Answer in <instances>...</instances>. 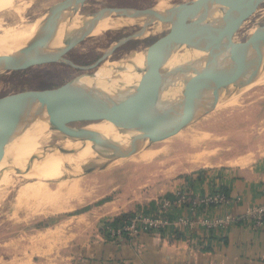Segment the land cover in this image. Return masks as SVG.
Masks as SVG:
<instances>
[{
    "label": "water",
    "instance_id": "obj_1",
    "mask_svg": "<svg viewBox=\"0 0 264 264\" xmlns=\"http://www.w3.org/2000/svg\"><path fill=\"white\" fill-rule=\"evenodd\" d=\"M257 1L194 0L166 5L161 10L156 5L140 9L105 7L80 15L79 25L54 50L50 44L61 15L68 10L77 16L85 0H62L51 5L42 17L43 30L17 52L0 55V68L20 71L65 61L62 56L76 44L83 31L110 14L138 18L142 24H133L139 29L112 42L93 64L70 63L91 72L76 75L54 88L0 97V145L22 135L32 123H47L67 138L90 143L95 155L105 160L99 166L86 168L85 172H89L168 137L202 116L234 89L252 84L264 75V23L243 42L232 41ZM160 18L167 19L169 31L134 54H140L142 61L129 60L125 68L113 67L115 72H126L134 79L111 90L80 81L86 76L101 79L103 71L110 68L106 63L112 62L114 51L124 43L142 38L151 23ZM181 22L192 25L180 28ZM193 51L202 54L194 56ZM178 52L186 57L172 68L163 69ZM177 90L179 94L175 95ZM96 120L110 121L129 138L98 136L84 127L69 125ZM65 150L60 148L58 152ZM41 155H32L28 163Z\"/></svg>",
    "mask_w": 264,
    "mask_h": 264
},
{
    "label": "rangeland",
    "instance_id": "obj_2",
    "mask_svg": "<svg viewBox=\"0 0 264 264\" xmlns=\"http://www.w3.org/2000/svg\"><path fill=\"white\" fill-rule=\"evenodd\" d=\"M60 1L62 0H13L15 5L22 6L24 10L18 16L10 10H0V19L5 26L16 27V30L23 27L26 21L41 23L47 8ZM159 1L162 0H85L84 5L79 8L77 19L80 15L90 14L105 7L140 9L156 5ZM164 1H167L165 5H170L184 1L190 3L194 0ZM257 2L253 5L251 14L237 30L235 42H243L249 36L248 30L264 23V0ZM102 29L105 30L102 34L84 36L78 44L72 46L62 56L66 62L42 64L20 71L3 70L0 72V97L54 88L76 75L91 72L82 71L71 64L78 66L93 64L102 56L107 46L120 37L137 31L139 26L112 24L108 29H105V25L100 28ZM168 31L167 23L155 31L151 24L145 36L119 46L112 54V59L117 60L119 56L131 58ZM0 34L2 38L6 32L0 31ZM262 78L264 75L252 84L234 89L231 94L221 99L232 95L231 97L235 98L233 104L206 111L199 118L179 127L168 137L145 145L139 151L140 154L142 152V156L138 157L139 153H136L112 159L102 168L85 172L86 168L99 166L105 162L94 155L87 161L77 164L75 169L60 173L61 175L48 174L37 179L25 178L26 182L41 181L48 185L51 191L56 190L58 182H64L62 185L65 187L59 190L58 198H51L52 200L40 207L42 209L35 210V204L32 207L30 205V209H25L27 213L24 209H15L13 199L15 190H9L8 195L2 200L4 203L0 205V264H59L62 262L56 261L59 246L69 242L67 240L72 236L71 232L75 231V222L83 223L82 219H77L76 216L91 214V224L97 221L100 225L102 222L110 221L115 214L119 216L139 211L145 214L153 213L160 199L169 195L177 182L203 170L212 172L228 168L247 171L251 169L260 176L261 181H264ZM101 121L96 120L92 123L98 124ZM90 123L81 121L69 125L84 127ZM31 157L32 155L28 160ZM28 160L24 168L30 167L33 163H28ZM235 161L241 163L237 164ZM10 168L8 172L17 169ZM71 181H76L77 190L70 192L67 187L69 189L68 183ZM51 207L62 208V211H54ZM106 217L107 220L103 221Z\"/></svg>",
    "mask_w": 264,
    "mask_h": 264
},
{
    "label": "crops",
    "instance_id": "obj_3",
    "mask_svg": "<svg viewBox=\"0 0 264 264\" xmlns=\"http://www.w3.org/2000/svg\"><path fill=\"white\" fill-rule=\"evenodd\" d=\"M177 183L167 196L183 188L200 195L219 189L231 197H241L240 203L229 207H210L206 210L209 216L224 212L239 216L249 206L264 201V181L251 169L203 170ZM182 212L183 209L177 211ZM116 216L100 225L97 221L91 224V214L76 216L83 223L75 222V231L71 232L69 242L59 246L56 261H62L59 264H264V230H253L241 221L231 224L226 231L207 236L201 230L183 234L167 228L159 233L117 239L104 229L105 224L115 225Z\"/></svg>",
    "mask_w": 264,
    "mask_h": 264
},
{
    "label": "bare ground",
    "instance_id": "obj_4",
    "mask_svg": "<svg viewBox=\"0 0 264 264\" xmlns=\"http://www.w3.org/2000/svg\"><path fill=\"white\" fill-rule=\"evenodd\" d=\"M165 2L167 1L162 0V1H159L158 3L156 2L157 3L156 8L160 10L165 8L166 7ZM3 9L10 10L11 13L16 14L17 16L21 14V12L24 10L22 6L15 5L13 0H0V10H3ZM113 15L115 14H110L104 17L103 19H100L96 24L91 25L89 29L88 28L85 29L82 35L76 41V43L78 44V42L84 36L102 34L103 32H105V30L103 29L100 30V28L104 25H105V29L106 28L108 29V27L111 26L112 24L113 25L115 24L116 26L121 25V24L131 25V26L137 23L139 25L142 24V22L138 18L118 17L117 15H115L116 17H113ZM105 18H107V20ZM166 20L167 19L165 18L154 20L151 23L153 25L154 31L159 30L166 23L169 25V22ZM102 21L103 23H101ZM79 23L80 21H78L77 16H73L68 10L63 12V14L61 15L58 21L55 35L50 44V47H51L50 49L54 50V48L61 46L63 40L67 36V33L71 31V29L77 27ZM191 25L192 24L189 22H181L180 28H187L188 26H191ZM242 25H243V22L239 25L238 29ZM42 30H43V26L41 23H29L28 21L24 23L23 27L16 30V27L5 26L2 20L0 19V31L6 32L5 37H2V38L0 37V55H3V54L8 55L10 53L17 52L18 49L25 46V44L31 38L38 35ZM248 31H249L248 35H250L254 31V28ZM236 33L232 37V41L234 42H235ZM200 54H202L201 51H193L192 55L195 56V55H200ZM119 57L120 58L117 60L112 59V62L106 63L110 68L103 71V76L101 77V79H97V78L94 79V78L86 76V77H81L80 81L94 83L96 84V86L100 87L103 90H111L112 88H116L117 86L125 82H130L132 79H134L135 76L133 77L123 71L117 73L113 70V67L119 66L121 68H125L129 60H133L134 62H141L142 57L140 54L135 55V56L133 55L131 58H128L127 56H122V57L119 56ZM185 57L186 56L180 52L174 54L172 59L169 60V62L167 63L165 67H163V69L172 68L174 64L178 62V60H182ZM2 71L3 69L0 68V72ZM261 80H264V78H262ZM174 94L175 95L179 94V90L175 91ZM231 96L228 95V97L224 98L223 100H221L222 99L221 98L215 105L210 107L207 111L211 109L213 110L215 108H219L222 106H226L229 104H233V102H235L234 101L235 98ZM84 128L90 130L91 132L95 133L98 136L103 135L105 137H109L112 139L129 138L128 134H123L121 130L116 128L108 120H102L98 124H94L91 122L90 124L85 125ZM60 148H65L66 150L63 153H59L58 149ZM41 153L43 155H41L38 159L34 160L33 163L30 165V167L24 168V165L26 164L28 158L31 155L41 154ZM138 153H139L138 157L142 156V152L141 154L140 152ZM94 155H95V152L92 150L90 143L82 144L78 140L67 138L66 136L62 135L61 132L49 126L47 123H43V122L32 123L31 126L22 135L14 139H11L8 142L0 145V205L4 203L2 202V200L5 198L6 195H8L9 190L11 191L15 190L14 192L15 196L13 198L14 204L16 205L15 209L17 210H22V209L25 210L28 208L30 209V205L32 207L34 204H35L34 205L35 210L36 208L39 209L40 207L48 203V201L51 198H54V199L58 198V196L60 195V193H58L59 190L65 187L63 186L64 182L63 181H62L63 183L58 182L56 185L57 186L56 190L51 191V188L45 183H41V181L40 182H37V181L26 182L27 178L37 179L39 176H46L48 174L49 175L60 174V173L62 174L65 172V170L67 171L68 169L70 170L75 169L77 164L79 165V163L87 161V159H90V157H93ZM110 162H108L107 164H109ZM235 163L238 164L239 161L238 162L235 161ZM10 167H16L17 169L15 171L8 172L10 171L8 170V168ZM75 182L71 181L70 184L68 183V186H69V189L67 187L68 191L70 190L71 192V191L77 190L75 189L76 188ZM52 209H54V211L56 210L62 211L61 210L62 208L59 209L58 207H54ZM45 210H44V213L46 212ZM38 211L40 212V210ZM16 212L14 211V215ZM25 212L27 213L26 210ZM12 217L15 218L13 214H12ZM24 217H27V216H24Z\"/></svg>",
    "mask_w": 264,
    "mask_h": 264
},
{
    "label": "built area",
    "instance_id": "obj_5",
    "mask_svg": "<svg viewBox=\"0 0 264 264\" xmlns=\"http://www.w3.org/2000/svg\"><path fill=\"white\" fill-rule=\"evenodd\" d=\"M240 196L231 197L219 189L206 194L178 188L171 196L162 197L157 209L150 214L134 212L119 225L105 224L104 229L110 237L121 239L144 233H159L164 229L180 231L183 234L201 230L207 236L217 231H226L231 224L241 221L253 230H264V201L249 206L244 213L235 216L230 212H206L210 207H229L241 202ZM179 209L184 212L177 213Z\"/></svg>",
    "mask_w": 264,
    "mask_h": 264
},
{
    "label": "trees",
    "instance_id": "obj_6",
    "mask_svg": "<svg viewBox=\"0 0 264 264\" xmlns=\"http://www.w3.org/2000/svg\"><path fill=\"white\" fill-rule=\"evenodd\" d=\"M131 215H132L131 213H125V214L119 215V216L114 218L113 223L115 225H119Z\"/></svg>",
    "mask_w": 264,
    "mask_h": 264
}]
</instances>
